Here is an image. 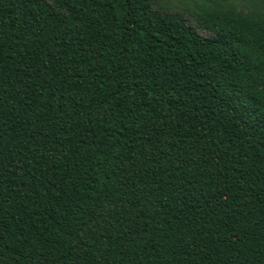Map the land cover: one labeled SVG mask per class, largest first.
Segmentation results:
<instances>
[{"label":"trees","instance_id":"1","mask_svg":"<svg viewBox=\"0 0 264 264\" xmlns=\"http://www.w3.org/2000/svg\"><path fill=\"white\" fill-rule=\"evenodd\" d=\"M0 264H264V0H0Z\"/></svg>","mask_w":264,"mask_h":264}]
</instances>
